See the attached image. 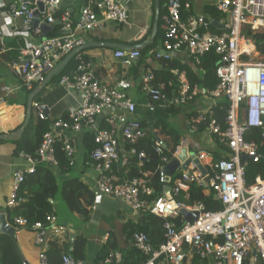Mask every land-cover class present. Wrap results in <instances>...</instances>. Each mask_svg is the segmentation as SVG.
Returning <instances> with one entry per match:
<instances>
[{
	"label": "built area",
	"instance_id": "obj_1",
	"mask_svg": "<svg viewBox=\"0 0 264 264\" xmlns=\"http://www.w3.org/2000/svg\"><path fill=\"white\" fill-rule=\"evenodd\" d=\"M36 1L13 0L7 5L5 15L9 24L6 27L0 25L1 52L7 47L5 38L40 33V29L34 28ZM61 1L43 0L44 13L41 17L44 16V22L55 24V14ZM166 7L163 48L156 50L154 57L157 60H172L178 54H187L197 65L202 57L214 52L219 56L216 67L219 83L213 90L200 88L190 83L185 72L175 69L176 81L169 82L172 90L168 93L163 85L156 87L151 84L155 76L150 73L144 82V90L150 96L145 107L153 112L157 106L187 104L201 96L205 107L197 112V116L187 119L189 128L197 131L200 124L205 125V131L217 137L230 149V153L215 161L213 150L198 151L197 156L205 173L202 174L195 164L188 171L179 170L172 179V198L163 194L150 201L154 190L146 174L128 179L116 173V168L126 165L130 156L138 155L142 164L146 152H138L136 145L149 133L136 117L140 104L129 92L133 82L121 78L115 84H108L98 79L93 64L83 56L86 40L77 36L79 31L100 28L105 21L129 24L128 8L119 0H88L77 20L69 10H62L60 34L45 37L37 43H32L27 37L28 45L13 63L15 70L23 76L24 85L33 91L34 88H42L46 80L51 81L59 72L55 69L64 57L74 52L75 69L62 75L59 83L67 92L77 93L80 102L78 107L71 109L67 119L51 121L35 156L21 154L29 167L15 173L13 192L6 207L18 205V189L26 174L33 173L39 162L59 166L56 153L58 142H62L67 157L75 160L76 147L69 133L79 134L89 129L93 133L95 147L87 164L95 173V183L91 185L96 196L121 200L137 212L149 208L153 214L166 219L165 241L158 247L151 243L145 232L134 233L133 245L148 257L143 264H186L194 247L199 249L198 255L202 260L213 258V263L207 264H245L252 257L253 249H256L255 261L264 264V178H257L254 184L246 186L247 162L242 161L243 155L259 157L258 143L246 139L250 129L259 128L264 140V59L245 57L253 54L257 42L263 40L264 0H217L216 9L226 15L218 20L225 27L219 31L212 30V19L205 15L184 17L189 4L183 0H166ZM114 56L123 66L130 67L139 60L141 52L139 49L118 48ZM4 91L12 93L13 87L5 86ZM220 100H227L224 125L213 110ZM31 109L39 120H48L44 105L39 101L33 99ZM163 145L162 139H156L154 147L157 153H163ZM181 145L172 159L162 158L159 170L160 181L164 184L167 177L165 167L176 158ZM192 183L208 184L223 208L208 211L202 202L187 205L177 200L176 196L190 189ZM183 207L197 211L199 215L196 220H184L181 226H177L172 220L179 216L183 218L180 213ZM15 221L19 226L27 225L25 218L17 217ZM69 229L55 215H49L46 222L38 221L31 226L35 243L42 247L39 264H52L46 253L50 241L61 237ZM61 264L82 262L64 254ZM106 264H112L111 258L106 260Z\"/></svg>",
	"mask_w": 264,
	"mask_h": 264
},
{
	"label": "crops",
	"instance_id": "obj_2",
	"mask_svg": "<svg viewBox=\"0 0 264 264\" xmlns=\"http://www.w3.org/2000/svg\"><path fill=\"white\" fill-rule=\"evenodd\" d=\"M11 1L13 0H0V25L2 27H6L9 24V19L6 18L5 12L7 5ZM87 1L88 0H62L60 8L55 14L56 22L54 24V27L46 36L43 35L40 31L39 34L34 33L31 35H27L24 33V35L22 34L21 37L18 36L16 38H10H12V41L14 39L24 40L25 44H27V37L31 38L32 43H37L43 40L45 37L56 36L61 33V28L58 29L57 27L58 25L62 27V23L60 21L62 10H69L73 15V18L77 20L83 11L84 3L87 4ZM119 1L125 3L128 8L129 24H120L114 21H105L100 28L92 31H79L77 32V36L84 38L87 44H101L84 48L82 50L83 56L87 57L88 60L93 64L96 77L101 81L108 84H115L121 78L129 79L130 81H132L134 86L129 91L130 95L136 102L140 104L139 108H141V111L143 112L144 110H147L145 105L150 101L149 94L144 90L145 79L149 76L150 73H153L155 76L151 81V84L156 87L159 85H163V87H165V90L167 86L170 87L169 82L176 81V78L174 76L175 69H179L181 72H185L187 77L188 74L185 68L180 69L176 67L174 69L168 68L169 75H166L164 73L165 71H162L163 67L161 61L157 60L154 57V52L163 48V43H161L160 45V42H163L164 40V25L167 16L166 0H163V10L161 13L159 9L158 17L159 19L161 17V20L160 25L158 26L157 34L154 38L155 41L157 36L159 37V35H161L162 40H158L157 38L156 45L147 53V56L143 59L142 65L139 68V74L137 78H135V74H130L131 66H123L120 60H118L114 56L116 49H118L116 47V44L133 46L142 44L150 39L154 30V24L157 15L156 0ZM184 1L185 3L189 4V9H186L184 11V16L202 14L207 16L208 18H211L212 24L213 21H220L219 18H215L212 14L213 10L216 8L217 0ZM218 13L220 12L218 11ZM42 20L44 21V16ZM219 21L218 23L219 25H221ZM221 29L223 28L219 26L213 25L212 27V30L219 31ZM52 31H55L54 35L50 34ZM12 41L6 42L11 43ZM262 41L264 42V40ZM9 50L10 48L7 46L4 51L1 52L0 50V55L1 53H7ZM69 55L70 54L66 55L64 57V60ZM141 57L138 61L141 60ZM245 57H248L252 60L264 59V44L260 43L256 45L254 47V53L247 54ZM173 59L179 60L186 67L189 66L192 69L197 70L196 63H193L192 61L193 58L187 57L186 54H178L174 56ZM67 61L68 62L66 63V66L68 67V71L75 69V58L72 56L67 59ZM56 75L52 78L51 81H48V83L44 85V87L37 89L34 96V99L42 103L44 105V108H46V113L48 115L50 123L52 120L67 119L71 109L78 107L80 102V96L77 93L67 92V90L60 85L59 80H56ZM156 78L159 79L156 81ZM155 82H157V85ZM5 86H12L13 92L7 94L4 91ZM34 90H36V88H34ZM34 90L29 93L24 88L23 76L15 70L11 62L4 61L2 59L0 60V100H2L0 101V213L7 212L6 203L13 192L15 173L18 170L26 169L29 167L28 162L21 155L25 152L16 153V144L12 139L16 137V135L19 136L23 133L24 126L28 122L30 115L32 113L35 114V111L31 109L29 116H27L29 97L30 95H32ZM189 104L191 106L186 107L182 112L183 114H180V117L178 118V125L181 131L183 133L187 131L192 132L194 135H196V143L201 147V149L209 148L214 152L216 150L222 155L228 154V151L224 148L226 146H223V144L218 139L212 137V135L207 133L205 130L202 132H198L193 131L191 128H189L190 126L187 123V119L189 117H192V115L194 116L198 114L197 112L205 107L202 106V103L199 101V99L193 100ZM35 117L36 119H38L36 114ZM138 118H140L139 115ZM102 126H105V124L102 123ZM87 130L88 129L79 134L69 133V136L73 138L76 147L74 166H76L78 171L81 173V178L83 179V181L87 182L88 184H94L95 173L93 169L89 164L88 167L84 165L87 144L85 133ZM218 142L222 144V146L218 144ZM182 144L188 145L191 151H196L195 145H192V141L190 139L185 138V141H183ZM77 159H79L78 162ZM249 159L250 158H248L246 162H248ZM261 175L264 176V162L261 165V174L257 176V178H262ZM206 186L210 188L208 184ZM183 191L186 193L185 195L188 198L189 189ZM51 201L53 200L51 199ZM126 206L127 205L121 200L105 196H97L96 202L92 207L90 219L88 222H84L80 217H77L76 220L74 219L72 221H68L62 219L60 214H55L59 222L65 223L70 227L69 231L67 232H70L72 243L78 233L86 236V256L85 260L81 261L82 264H95L96 255L99 253L102 246L112 236L116 239V244L119 247V249L113 251L111 254L113 256L112 263L114 261L117 263L121 261V250H126L129 247L133 246L131 239L129 240L126 236L125 228L129 222L137 221L138 217L140 216V212L134 211L130 207ZM56 212H58L57 208ZM66 233L56 239H62L66 235ZM73 234L74 237H72ZM7 237L11 238V240L13 241L16 251L19 254L23 264L24 261H26L28 264H39V254L42 251V247L35 243V237L32 230L26 229L25 226L17 227V244L19 251L12 237L0 234V264H4L5 261L6 250L4 242ZM65 238L66 237H64L62 240H64ZM72 248L73 245H70V249ZM196 258H199L198 252L192 251L191 249L190 255L187 257L186 264H192V262L195 261ZM205 261L206 264L213 263V258L209 257ZM250 261L251 258L247 262H249L250 264Z\"/></svg>",
	"mask_w": 264,
	"mask_h": 264
},
{
	"label": "trees",
	"instance_id": "obj_3",
	"mask_svg": "<svg viewBox=\"0 0 264 264\" xmlns=\"http://www.w3.org/2000/svg\"><path fill=\"white\" fill-rule=\"evenodd\" d=\"M183 2L185 3L184 0ZM162 6L163 0H161L160 13L163 10ZM214 11L218 12L216 8L213 12ZM160 20L161 17L159 19L158 26L160 25ZM57 28L59 29L61 26L58 25ZM50 34L54 35L55 31H52ZM157 38L145 48L140 49L142 55L141 60L130 67V74H135V78H137L139 74V68L142 65L143 59L156 45ZM6 45L10 48V50L7 53H1L0 60L2 59L13 64L14 61L19 59L21 50L26 47L25 41L21 39H14L11 43L6 42ZM84 58L88 60L87 57ZM192 60L194 61V59ZM159 61H161L163 67L162 71H165L164 73L166 75H169L168 68H185L192 85H202V88H209L211 90H213V88L215 89L218 85L219 79L217 77L216 67L217 62L219 61V56L214 52H211L201 58L200 64H197V70H194L189 66L186 67L177 59ZM65 66L56 75V80H59L62 75L68 72V67ZM158 79L159 78H156V81ZM155 83L157 85V82ZM24 88L29 93L32 92L28 90L25 85ZM171 90V87H166V91L168 93H170ZM191 102L192 101L188 102V104ZM226 109L227 100L220 101L213 107L214 114L218 117L222 125L225 124ZM179 111V104H172L165 107L157 106L153 112L149 109L142 112L141 108H138L136 117L138 118V115L140 116L139 119L147 128L149 135L146 138L141 139L137 143L136 147L138 152L144 150L146 152V157L141 160L142 164H140L138 155L130 156L126 165L116 168V173H118L122 178L131 179L134 177H142L146 174L149 179V185L154 190L153 195L149 197L150 201H153L156 197L164 194L165 184L160 181L159 170L160 165L163 164L162 158L165 156L172 159L177 147L183 143L182 134L179 132L177 127L172 126L170 123L173 116H175ZM195 116H197V114L194 116L192 115V117ZM49 126V119H36L35 114L32 113L24 127L23 133L12 139L16 144V153L25 152L35 156V152L42 141L44 133L49 129ZM204 130L205 125L200 124L197 131L202 132ZM90 131L91 130L88 129L85 133L87 144L84 165L86 167H88L87 162L90 159L89 155L95 147L93 133L91 134L92 131ZM156 139H162L164 141V145L162 146L163 153L161 154L157 153L155 150L154 146ZM246 139H253L257 143L262 144V154L258 153L259 157L257 159L250 158L246 165V175L250 176L249 174L254 173V178L250 176L249 180V185H252L255 183L257 178L256 174L260 169L261 164L264 162V140L261 137V130L259 128L250 129L246 135ZM56 148L59 166L54 167L46 162H39L33 173L26 174L24 181L18 189V205L14 208L6 209L8 220L13 225L18 226L15 218L22 217L27 220V225L25 227L29 230L35 222H46L49 215L59 214L56 212L55 206L56 195L59 191L69 212L76 217H80L84 222L89 221L92 207L96 202V193L91 184L83 181L81 173L78 171L77 167L74 166L75 161L67 157L63 151L62 142H58ZM196 152H198L197 149ZM215 153L218 152L215 150ZM185 194L186 193L184 191H181L180 194L176 196V199L187 205L202 202L205 204L206 210L208 211H215L223 208L221 201H219L216 197L215 191L208 186L192 183L188 191V198ZM51 199L53 201H51ZM172 221L177 226H181L184 223V219L181 216L173 219ZM165 222L166 219L153 214L149 208H145L140 212V216L137 221L129 222L126 225V236L129 240L131 239L133 245L134 233L137 231L145 232L150 237L151 243L155 247H158L165 241ZM64 237L66 238L62 240ZM64 237L62 239H52L50 241L49 248L46 250L49 261L52 264H61L62 256L64 254H69L76 260L84 261L86 256V236L78 233L76 238L73 240V243L71 241L70 232H67ZM4 245L6 250L4 264H23L11 238L7 237ZM70 245H73L72 249H70ZM117 249H119V247L116 244V239L112 236L96 255L95 264H106V260L109 258L112 260L113 256L111 254ZM121 252V261L118 263L114 261L112 264H143L148 259V257L143 255L134 245L126 250H121ZM192 264H206V261L199 257L196 258ZM245 264H249V262H246ZM257 264L263 263L258 260Z\"/></svg>",
	"mask_w": 264,
	"mask_h": 264
},
{
	"label": "water",
	"instance_id": "obj_4",
	"mask_svg": "<svg viewBox=\"0 0 264 264\" xmlns=\"http://www.w3.org/2000/svg\"><path fill=\"white\" fill-rule=\"evenodd\" d=\"M32 2L34 3L35 0H32ZM36 5H37V8L35 9L34 28L40 29L41 33L46 36L49 33V31L52 30V28L54 27V24L51 25V24H48L47 22H44L41 20V14L44 13L43 0L36 1ZM85 6H86V4L84 3L83 9L85 8ZM156 8H157V15H156V20H155V24H154V30H153V33H152V35L148 41H146L142 44L133 45V46L124 45V44H116V47L117 48H124V49H128V50L129 49L135 50V49H142V48L146 47L147 45L151 44L154 41V38H155L157 31H158V19H159L158 15H159V9H160V0H156ZM213 25L219 26L221 28H225L224 26L219 25L218 21H213ZM262 39L264 40V37H262ZM5 40L6 41H12V38L8 37V38H5ZM92 45H101V44L89 43V44H86L84 46V48L91 47ZM73 54H74V52H71L70 55L64 61H62L60 63V65L55 69V72L60 71L68 62L67 59L72 57ZM47 83H48V80H46L43 83L42 87H44V85H46ZM37 89H40V88L39 87L36 88V90H34L32 95H30V97H29L28 115L27 116H29V114L31 112V103H32V100L34 99V96L36 94ZM45 111H46V108H45ZM248 158H249L248 155H243L242 161L245 162ZM192 164H195L201 170L202 174L205 173L204 167H203L202 163L200 162V159L197 156V152L191 151L189 146L186 144L181 145L176 158L173 161H171L168 165H166V167H165L167 177H166V184L164 186V194L167 197L172 198L171 183H172L173 176L175 174H177V172L179 170L188 171L189 166ZM180 213L183 216L185 221L196 220L198 218V215H199V213L197 211H189L185 207L181 208ZM0 234H4V235H8V236L12 237V239L14 240L15 245L18 249L17 227L15 225H12L8 221L6 213H0ZM72 237H74V234L72 235ZM18 251H19V249H18ZM192 251L199 252V249L194 247L192 249ZM255 256H256V249H253L250 264H256ZM24 264H28V263L26 261H24Z\"/></svg>",
	"mask_w": 264,
	"mask_h": 264
},
{
	"label": "rangeland",
	"instance_id": "obj_5",
	"mask_svg": "<svg viewBox=\"0 0 264 264\" xmlns=\"http://www.w3.org/2000/svg\"><path fill=\"white\" fill-rule=\"evenodd\" d=\"M213 15H214V17L215 18H219L220 20L222 19V18H225L226 17V15L225 14H221V13H218V12H216V11H214L213 13H212ZM116 23H118V22H116ZM121 24V23H120ZM162 37H161V35H159V37H158V40H162L161 39ZM159 42V41H158ZM261 42H263L262 40H259L257 43L258 44H260ZM161 43H164V40H163V42L161 41L160 42V45H161ZM186 56L188 57V55L186 54ZM219 83V82H218ZM200 86V88H202V85H199ZM217 87V86H216ZM215 87V88H216ZM214 89V88H213ZM199 99V101L202 103V106H204V100L202 99V97L201 96H198V98H197V100ZM189 106H191L190 104H182V105H179V107H180V111L175 115V116H173V119L174 120H171L170 121V123H171V125L172 126H175V127H177L178 128V130H179V132L182 134V137H183V141H185V138H187V139H190L191 141H192V145L194 146L195 145V148L198 150V151H200V150H202L201 149V147L196 143V140H195V136L196 135H194L192 132H185V133H183L182 131H181V129L179 128V115L180 114H183L182 112H183V110L186 108V107H189ZM193 109V108H192ZM194 110V109H193ZM212 137H214L213 135H212ZM214 138H216V137H214ZM217 142V141H216ZM218 144H220L219 142H218ZM221 146H222V144H220ZM223 146H225V145H223ZM227 151H228V153H230V149L226 146V147H224ZM209 149V148H208ZM258 153L260 154H262V144H259L258 143ZM214 154H215V157H214V160L215 161H217L220 157H222L223 155L221 154V153H215L214 152ZM79 161V159H77V162ZM262 165V164H261ZM78 166V165H77ZM79 167V166H78ZM247 168V167H246ZM261 174V166H260V169L258 170V172H257V176H259ZM251 177H253L254 178V173H252V174H249ZM250 176H245V179H246V186H249V184H250ZM262 176V178L264 177L263 175H261ZM60 184H61V182H60ZM57 202V203H56ZM55 203H56V208H57V210H58V213L60 214V216H61V218L62 219H65V220H68V221H72V220H76V218L77 217H75L74 215H72L70 212H69V210H68V208H67V206H66V204H65V202L62 200V198H61V194H60V191L57 193V195H56V200H55ZM128 206V205H127ZM126 206V207H127ZM129 207V206H128ZM89 226V225H88Z\"/></svg>",
	"mask_w": 264,
	"mask_h": 264
},
{
	"label": "clouds",
	"instance_id": "obj_6",
	"mask_svg": "<svg viewBox=\"0 0 264 264\" xmlns=\"http://www.w3.org/2000/svg\"><path fill=\"white\" fill-rule=\"evenodd\" d=\"M18 226H19V225H18ZM18 226H17V227H18Z\"/></svg>",
	"mask_w": 264,
	"mask_h": 264
}]
</instances>
